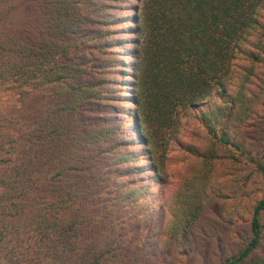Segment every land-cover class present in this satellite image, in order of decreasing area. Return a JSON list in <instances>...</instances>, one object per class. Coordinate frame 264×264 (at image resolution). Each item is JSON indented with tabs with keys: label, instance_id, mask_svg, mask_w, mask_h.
Returning <instances> with one entry per match:
<instances>
[{
	"label": "trees",
	"instance_id": "obj_1",
	"mask_svg": "<svg viewBox=\"0 0 264 264\" xmlns=\"http://www.w3.org/2000/svg\"><path fill=\"white\" fill-rule=\"evenodd\" d=\"M105 7L0 0V264H264V0H137L120 94Z\"/></svg>",
	"mask_w": 264,
	"mask_h": 264
},
{
	"label": "rangeland",
	"instance_id": "obj_2",
	"mask_svg": "<svg viewBox=\"0 0 264 264\" xmlns=\"http://www.w3.org/2000/svg\"><path fill=\"white\" fill-rule=\"evenodd\" d=\"M93 4L99 5L101 3L105 4L106 7L103 8L105 11V16L102 18V23H94L83 25V29L89 31H95V29L109 28L111 33L106 37L105 40L112 41L110 44L101 45L98 40L103 39L97 38L93 39L90 42L95 45L94 48H90L84 53L85 57H90L91 59L97 60L100 58L115 59L118 60L114 70L109 72H100L95 73V78L104 77L109 79V85L112 87L118 88L119 90L115 94L125 93L123 91H130V86L126 81L130 79L131 63L134 61V58L131 55V49L134 47V34L127 30L130 25L133 23L129 21V17L133 13L132 5L137 2V0H92ZM107 23V24H106ZM108 43V42H107ZM236 63H243L241 59H236ZM246 62V61H245ZM238 66V65H236ZM100 69V68H98ZM130 94L129 92H126ZM117 105L121 107H129L132 104L126 103L125 101H116ZM184 131L191 127V120L185 119L183 123ZM129 128V127H128ZM187 139V138H186ZM181 152L172 148L167 153V158L165 161L166 171L169 174L170 181L176 182L179 178L180 173L183 172V165L181 162H178ZM245 226V222L237 223L234 228L240 229ZM179 259H183V256L180 255L177 251H172L169 254V258L173 259L172 264H183L179 263Z\"/></svg>",
	"mask_w": 264,
	"mask_h": 264
}]
</instances>
